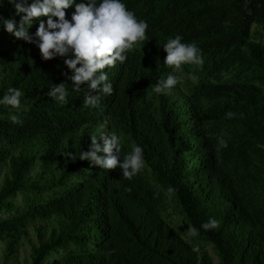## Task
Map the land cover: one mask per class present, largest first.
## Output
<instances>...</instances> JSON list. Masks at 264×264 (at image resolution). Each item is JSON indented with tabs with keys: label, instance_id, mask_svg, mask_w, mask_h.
<instances>
[{
	"label": "trees",
	"instance_id": "1",
	"mask_svg": "<svg viewBox=\"0 0 264 264\" xmlns=\"http://www.w3.org/2000/svg\"><path fill=\"white\" fill-rule=\"evenodd\" d=\"M124 2L149 28L125 62L104 69L114 91L95 107L84 105L86 85L72 91L64 57L46 61L36 44L0 28V99L9 88L23 93L20 108L0 105L3 264L24 240L26 264H216L173 212L214 248L218 264H264V43L252 37L254 25L264 28V0ZM12 17L19 22L4 0L0 19ZM176 34L198 44L203 63L183 64L184 79L157 94L174 67L163 45ZM61 83L67 103L48 95ZM100 130L121 137L122 155L144 149L138 174L75 159ZM213 217L219 227L204 230Z\"/></svg>",
	"mask_w": 264,
	"mask_h": 264
},
{
	"label": "clouds",
	"instance_id": "2",
	"mask_svg": "<svg viewBox=\"0 0 264 264\" xmlns=\"http://www.w3.org/2000/svg\"><path fill=\"white\" fill-rule=\"evenodd\" d=\"M8 3L14 6L20 20L18 22L15 17L0 19V28L18 39L36 44L46 61L64 57L65 65L73 73L70 77L72 91L79 93L82 85L89 89L84 97L85 106H98L102 95L112 94L113 84L104 69L115 66L118 61L125 62L128 50L146 38L149 28L148 22L129 10L124 0H80L79 3L76 0H8ZM3 5L4 0H0V7ZM73 5L75 10L69 19L66 10ZM42 17H47L46 22L40 19L36 32L30 33L37 18ZM163 49L167 53L165 64L174 67L166 78L155 84L153 91L157 94L171 92L184 79L178 74L183 64L203 63L202 49L195 41L183 42L180 34L169 37ZM50 89L48 95L55 101L68 102L70 93L66 84L53 85ZM22 95L19 88H9L0 99V105L20 108ZM235 115L228 111L226 118ZM18 119L17 115H11L13 122ZM218 143L221 147L227 146L222 136ZM143 153L144 149L137 144L130 153L122 155L121 137L114 131L100 130L98 134L91 135L90 150L74 157L103 169L119 168L123 177L132 178L144 167ZM219 224L213 217L201 227L211 230L218 228ZM188 231L195 234L197 229L190 227Z\"/></svg>",
	"mask_w": 264,
	"mask_h": 264
},
{
	"label": "rangeland",
	"instance_id": "3",
	"mask_svg": "<svg viewBox=\"0 0 264 264\" xmlns=\"http://www.w3.org/2000/svg\"><path fill=\"white\" fill-rule=\"evenodd\" d=\"M252 37L254 40L264 43V28L258 25H254L252 29ZM6 173H7V168H4L0 175L1 180L5 177ZM16 201L19 204H21L23 201V195L19 194L16 197ZM173 220L175 224L178 225V227H180L183 230L185 237L187 238L188 241H190L195 245H198L201 248H205L206 250H208L213 255L215 259V263L216 264L219 263V259L215 254L214 248L211 245H206L202 241H200L197 238L196 233L195 234L190 233L188 231L190 225L183 219L182 216L173 212ZM30 238L32 240L36 239L35 234L33 232L31 233ZM3 249L4 246L0 243V264H3V258H2ZM30 252H31V244L29 240H24L19 246L17 255L14 257L13 260H11L9 264H26V260L28 259ZM52 258H59V256L58 255L52 256Z\"/></svg>",
	"mask_w": 264,
	"mask_h": 264
}]
</instances>
